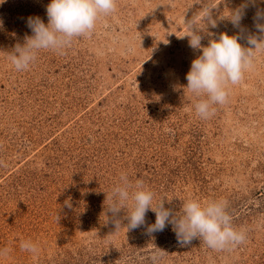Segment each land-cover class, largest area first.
<instances>
[{
	"label": "rangeland",
	"instance_id": "obj_1",
	"mask_svg": "<svg viewBox=\"0 0 264 264\" xmlns=\"http://www.w3.org/2000/svg\"><path fill=\"white\" fill-rule=\"evenodd\" d=\"M244 2L116 0L63 55L42 50L18 72L8 53L32 35L28 17L48 23L50 0H0V249H8L0 264H152L155 247L165 251L158 264H264V51L208 119L185 89L202 54L189 47L185 23L207 46L239 32L229 19ZM258 9L264 4L247 7L244 34L258 35ZM121 172L173 213L192 198L226 200L245 242L181 246L171 225L147 233L151 210L128 231L126 210L106 211ZM27 239L38 254L21 249Z\"/></svg>",
	"mask_w": 264,
	"mask_h": 264
},
{
	"label": "clouds",
	"instance_id": "obj_2",
	"mask_svg": "<svg viewBox=\"0 0 264 264\" xmlns=\"http://www.w3.org/2000/svg\"><path fill=\"white\" fill-rule=\"evenodd\" d=\"M264 0H245L232 11L230 22L239 29L235 35L221 33L217 39L203 46L202 36L196 27L188 21L185 23L190 35L189 47L200 50L201 55L191 63L186 74L187 89L197 97L193 105L195 113L201 119L210 118L215 111V105H223L228 99V84H237L246 70L254 67L258 52L264 51V10H257L254 25L257 34H244L241 27L246 9ZM116 0H50L46 6L48 23L45 24L39 16H31L26 20L32 35L25 37L23 45L16 44L8 57L14 69L25 71L36 61L42 50H49L63 55L73 40L90 35L102 16H108L116 10ZM211 8L202 9L205 19L213 28L216 22L211 18ZM185 22V20H184ZM3 20L0 19V28ZM241 40L246 41L247 47ZM155 193L145 186L142 180L133 183L126 172H121L119 182L106 195L107 212L115 217L121 210H126L127 230H135L146 224V214L149 210L155 213V223L147 226V233L162 232L171 225L177 243L186 246L193 239L199 238L211 249L226 250L243 244L246 234L233 224V217L228 211V202L224 199H213L202 202L192 198L184 201L179 212L173 213L164 207L163 201L153 207ZM131 206L129 208V202ZM116 229L121 227L120 221H115ZM21 249L32 254H38V245L31 239L21 242ZM165 251L158 247L151 254L152 264H158ZM8 249H0V256L7 255Z\"/></svg>",
	"mask_w": 264,
	"mask_h": 264
}]
</instances>
